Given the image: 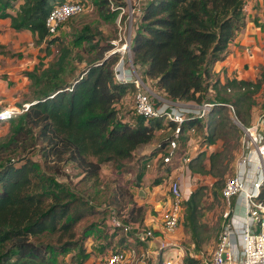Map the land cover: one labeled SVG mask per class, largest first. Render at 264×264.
<instances>
[{
  "label": "trees",
  "instance_id": "1",
  "mask_svg": "<svg viewBox=\"0 0 264 264\" xmlns=\"http://www.w3.org/2000/svg\"><path fill=\"white\" fill-rule=\"evenodd\" d=\"M61 1L64 0H24L12 13L8 8L14 6V0H0V17H9L15 29H29L36 43L46 39L44 50L49 53L60 27L73 25L76 16L85 13L67 17L50 35L45 17ZM81 1L91 4V0ZM243 1L144 0L130 44L133 63L142 67L143 81H150L165 98L211 102L203 126V145L189 156L188 166L192 173L213 178L212 196L223 202L221 218L225 208L222 187L228 177L225 175L235 173L243 133L233 121L232 108L238 122L249 126L258 118L254 119L256 106L264 123V102L256 100L264 87V73L255 79L226 75L221 80L213 71L214 63L225 57L228 42L244 24ZM112 3L117 9L125 5L123 0ZM76 30L72 46L91 39L88 25ZM72 46L60 44L52 62H39L42 67L35 65L25 71L30 81L31 96L26 101L29 105L7 120L8 131L0 138V264H56L55 256L75 245V227L80 219L113 209L121 214L119 209L124 205H114L112 201L123 199L126 205L130 203V211L122 214L127 215V221L137 222L131 214L142 208L136 205L129 186L120 187L108 206L92 202L89 206L56 176L64 163L71 161L96 180L102 163L122 164L135 156L138 147L155 138L153 151H158L173 137L174 123L162 117L145 118L136 111L131 120L118 116L117 104L126 94L134 93L136 86L133 81L117 80L114 65L119 54H106L110 45L86 60L78 75H73ZM159 103L156 98L155 105ZM203 118L188 117L182 123V148L184 140L190 139L189 130L204 122ZM161 128L168 132L157 137L156 131ZM219 141L217 149L202 148ZM33 151L40 154L47 167L29 156ZM139 176L132 180L137 187L141 186ZM204 189V185L195 186L183 202L182 222L188 225L190 239L182 264H203L202 257L191 255L189 249L193 244L192 249L200 253L199 241L208 236L199 220ZM83 255V249H79L77 258Z\"/></svg>",
  "mask_w": 264,
  "mask_h": 264
},
{
  "label": "built area",
  "instance_id": "2",
  "mask_svg": "<svg viewBox=\"0 0 264 264\" xmlns=\"http://www.w3.org/2000/svg\"><path fill=\"white\" fill-rule=\"evenodd\" d=\"M121 12L127 11L125 24L117 26L123 29L117 41L123 40L120 47L109 49L108 54L121 51L114 65L115 76L120 81H133L135 111L145 118L162 117L163 120L174 123L173 137L156 154L150 156L145 166L161 161L164 184L171 197L169 206L162 213V221L158 229L147 227L135 221H127L126 214L110 211V223L113 228H119L128 236L125 246L113 248L103 256L99 264L134 263L139 255L153 256L161 264H182L185 247L173 239L183 215V202L194 189L196 176L188 166L189 155L181 147L179 135L182 123L188 117H205L211 107V102L189 104L182 100H171L158 96L143 81L140 75L130 72L133 62L124 64V56L131 59V38L142 13V3L127 4L119 7ZM90 9L89 4L81 0H64L56 3L45 17V27L50 35L57 32L61 22L67 17ZM248 9L247 1H243L242 10ZM127 31V33H126ZM135 69V66L133 67ZM134 71V70H133ZM154 97L161 103L155 105ZM29 102L21 106H6L0 109V122L7 121L13 115L22 112ZM232 118L241 126L242 136L239 154L235 162V173L228 176L222 187L225 208L222 212V224L217 242L203 264H264V130L263 119L258 117L251 125H241L232 108ZM165 168L169 169V172ZM234 199V200H233ZM134 232V234H133ZM162 235L161 238H157ZM170 237V238H169ZM132 238V239H131ZM157 238V239H155ZM137 241L146 245V249L138 251ZM155 241V243H154ZM141 245V246H142ZM193 244L189 249L191 255L202 257L195 252ZM144 250V251H142ZM166 256L164 255L165 251Z\"/></svg>",
  "mask_w": 264,
  "mask_h": 264
},
{
  "label": "rangeland",
  "instance_id": "3",
  "mask_svg": "<svg viewBox=\"0 0 264 264\" xmlns=\"http://www.w3.org/2000/svg\"><path fill=\"white\" fill-rule=\"evenodd\" d=\"M24 0H14L15 6H19L20 3H22ZM88 1V0H87ZM114 0H91L89 1L90 9L86 11L85 13H82L80 15L76 16V19L73 23V25L69 26H61L58 34H57V40L54 41L49 48V53H46V50H44V44L45 40L43 41V46L41 47V52L37 54L36 56V63L38 62L43 63V65H47L50 62L54 60V58L58 54V48L60 44H71L73 37L75 35L76 29H81L83 25L89 26L88 34L91 35L90 40H84L80 45L72 46V66L74 67L73 75H78L80 71L86 66V60H89L94 57L98 52L103 50L102 48L106 45H110L111 48H117L120 47L121 43H123V40L117 41L119 35L121 34L123 36V29H119L117 26V19L120 17V24L123 26L125 24V20L127 18V11L121 12L120 9L116 8V4L112 3ZM125 2L124 7L131 3H143L144 0H123ZM13 8V7H12ZM127 33V31H126ZM34 35V34H33ZM33 39H36V36L33 37ZM33 42V40H32ZM34 46V42L32 43ZM30 45V44H29ZM7 53H14L13 48H4L3 46H0V52ZM112 51V50H111ZM110 52L109 50L106 51V54ZM118 54H121V51H117ZM124 64L125 66L128 64H131L133 62L132 60V54L130 62L128 60V55L124 53ZM21 56V55H20ZM26 57L31 59L30 53L28 55H25ZM39 56V57H38ZM14 58V56H12ZM18 58V57H17ZM27 58V60H28ZM39 58V60H38ZM16 59V58H15ZM32 62H30L31 64ZM39 65V64H38ZM43 65H39L42 67ZM135 66V69L133 67ZM131 65L130 72L134 73L135 70L138 73V75L143 77L144 74H142V67H137L135 64ZM134 70V71H133ZM144 82L147 84L153 92H155L158 96L164 97V94L161 92L160 89H158L155 86H152V83L150 81ZM29 91V90H28ZM26 96H31L30 92H27ZM156 99V97H154ZM22 102H17L14 105H20ZM13 106V105H10ZM118 109V116L121 119H133L134 116V93H128L126 94L123 99L117 104ZM207 115V114H206ZM204 122L198 123L200 125H195L193 128H191L188 132V136L190 139L184 140V146L183 149L187 152L188 155H190V151L196 152L201 145V141L204 134V124L208 119V116L203 118ZM235 122V121H234ZM163 124L165 122L163 121ZM9 128V122L3 121L0 122V138L3 137ZM168 130H165L161 128V130L156 131L157 137L162 135L163 133H167ZM181 143L183 141L180 140ZM194 147L193 150H191ZM214 147V146H213ZM140 150V149H138ZM210 150V149H208ZM139 152V151H137ZM135 154L133 158L130 160L124 161L122 164H117L113 161H107L101 164L98 178L96 180H93L87 175H85V172L82 170L81 167L77 166L76 164L72 163L71 161L64 163L62 166L61 173H58L56 178L59 181H62V183L69 186L72 191H74L75 194H77L78 197L82 200V202H86V205H92L90 204L95 203L99 205L100 207H106L108 206V201H112V195L118 191L120 187H127L133 188L135 185L133 184L132 180L137 176V174L142 169V161L138 160L142 156H138L139 153ZM29 156H31L33 159L38 160L40 163L44 164L42 161V158L40 157V154L36 151H33L29 153ZM161 165V163H160ZM44 167H47V165L44 164ZM167 172H169L168 168H165ZM231 173L227 172L225 176H229ZM164 175L162 169H160L158 172H156L155 175L152 176L150 185H153L155 183H162V185L166 188L164 184ZM158 180V182H156ZM213 182L212 177H206V176H196V179L194 181V185H204V195L202 197V207L200 209V225L204 227L205 235H208L207 237H204L201 239L200 242V250L202 253V259H206L210 256L214 246H215V235L217 231L221 228L222 218L220 216L223 202L222 200L218 199L217 197L212 196L211 191V184ZM137 198V197H136ZM126 200H118L112 201V203L115 205H121V209H119L122 213H126L129 210V204H125ZM143 217V211L141 209H134L131 214V219L134 218L138 222H141V219ZM184 220V216L182 215L181 223L179 224L176 232L173 235V239L176 242H179L181 246L186 247L188 240L190 239V230L188 228V225L186 223L182 222ZM86 228H89L86 230L85 235H83L84 230ZM76 235L74 238L75 245L71 247L70 249L59 253L55 256L56 264H99V262L102 260L103 256L108 252V250L113 248H119L121 246L127 245V243H130L131 241L127 240V236L130 234H125L121 230H114V228L111 226L110 223V211H108L106 214H89L88 216H84L82 219L78 221L76 224ZM134 234V232H133ZM85 236V237H84ZM53 237V236H52ZM81 239V240H80ZM132 239V238H131ZM109 241L112 246H109ZM138 246V251L140 252L142 243L140 241L136 242ZM103 245V247H100ZM79 249H83L84 255L80 259L77 258V252ZM145 250V249H144ZM142 250V251H144ZM167 250L164 252L163 256L167 255ZM126 264H161V262L157 259L152 258L151 256H140L135 260L134 263H126Z\"/></svg>",
  "mask_w": 264,
  "mask_h": 264
},
{
  "label": "crops",
  "instance_id": "4",
  "mask_svg": "<svg viewBox=\"0 0 264 264\" xmlns=\"http://www.w3.org/2000/svg\"><path fill=\"white\" fill-rule=\"evenodd\" d=\"M244 1H247L248 5L247 11L244 12V24L228 42L225 57L217 60L213 65L215 76L221 80L226 75L230 77L255 79L259 73H264V0ZM17 8L18 5L15 6L14 4L13 8H8V10L15 13ZM33 37L34 35L29 29H15L11 26L9 17H0V46L4 48L12 47L15 52V54L0 52V109L14 105L17 102L24 103L30 99L26 96L30 81L25 75V71L38 65L36 63V56L41 52L39 50L43 46V42L36 43ZM32 40L35 44L34 46H31L33 45ZM29 53L31 59L25 56ZM30 62L32 63L30 64ZM256 100L258 103L264 102V87L257 94ZM185 102L189 104L195 103L194 101ZM259 114V108L255 106L254 119L259 117ZM220 144L221 142L219 141L215 144L204 145L202 148H205L207 151H212L219 148ZM156 145L157 140L155 138L154 141L144 144L135 150V154L139 151L137 152L139 153L138 156H142L138 160L142 161L143 167L137 174V176L140 175L141 186L130 188L134 193L136 205L140 206L143 211V217L139 223L154 229L159 228L162 221V213L169 206L171 200L167 188L162 183L158 182L150 185L152 176L161 167V161L153 163L150 167L145 166L150 156L156 154V151H153ZM193 149L194 147L191 150ZM194 153L190 151L191 156ZM193 174L195 176H201L199 174ZM206 177L210 178V176ZM140 190L143 191L142 194L139 193ZM161 237L162 235L157 238ZM141 248L146 249V245L143 244ZM151 257L153 258V256Z\"/></svg>",
  "mask_w": 264,
  "mask_h": 264
},
{
  "label": "water",
  "instance_id": "5",
  "mask_svg": "<svg viewBox=\"0 0 264 264\" xmlns=\"http://www.w3.org/2000/svg\"><path fill=\"white\" fill-rule=\"evenodd\" d=\"M142 192H143L142 190L139 191L140 194H142Z\"/></svg>",
  "mask_w": 264,
  "mask_h": 264
}]
</instances>
